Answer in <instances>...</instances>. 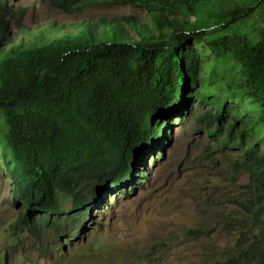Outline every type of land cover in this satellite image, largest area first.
Masks as SVG:
<instances>
[{"label": "trees", "instance_id": "1", "mask_svg": "<svg viewBox=\"0 0 264 264\" xmlns=\"http://www.w3.org/2000/svg\"><path fill=\"white\" fill-rule=\"evenodd\" d=\"M41 1L66 15L94 4L139 5L152 27L127 13L35 28L17 19L14 31L0 6V148L26 207L55 210L61 192L72 210H82L103 198L107 183L128 184L143 150L165 133L162 117L189 95L197 62L190 39L195 30H209L206 21L224 23L204 39L235 70L233 89L248 101L250 126L264 137V19L249 22L264 0H237L228 11L210 8L214 0ZM201 10L200 27H191L188 18ZM252 217L264 244V195ZM253 253L264 264L263 247L242 256ZM213 264L240 261L230 256Z\"/></svg>", "mask_w": 264, "mask_h": 264}, {"label": "rangeland", "instance_id": "2", "mask_svg": "<svg viewBox=\"0 0 264 264\" xmlns=\"http://www.w3.org/2000/svg\"><path fill=\"white\" fill-rule=\"evenodd\" d=\"M236 5L214 0L209 7ZM0 6L14 31L17 19L35 28L127 13L152 27L146 9L126 3L88 5L70 15L41 0H0ZM204 12L188 18L191 27H200ZM252 15L249 22L259 25L264 7H254ZM205 25L208 31L195 30L190 39L197 62L189 95L162 117L165 133L143 150L128 184L107 183L103 198L82 210H72L70 196L61 192L55 210L28 208L0 148V264H213L230 256L258 264V253L245 258L242 252L264 248L252 217L264 195V137L250 126L248 101L233 89L235 70L217 60L204 39L224 23Z\"/></svg>", "mask_w": 264, "mask_h": 264}]
</instances>
